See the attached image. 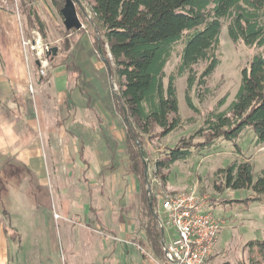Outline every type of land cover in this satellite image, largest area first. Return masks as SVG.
<instances>
[{
  "label": "rangeland",
  "instance_id": "374dc122",
  "mask_svg": "<svg viewBox=\"0 0 264 264\" xmlns=\"http://www.w3.org/2000/svg\"><path fill=\"white\" fill-rule=\"evenodd\" d=\"M73 1L82 23L78 31L66 30L59 7L52 0H34L25 5L27 8L22 5L28 0H11L7 7L15 16L33 76L27 100L22 101L26 103L25 111H2L23 123L15 141L23 142L24 148L33 146L42 154L41 175L16 158H2L0 164V208L8 214L4 223L9 232L13 230L12 239L19 242L16 250L12 248L11 264L25 260L45 264L50 253L54 264H163L146 241L141 183L129 171L127 128L114 105L119 88L106 65L108 58L114 67L112 58L103 52L101 55L94 46L95 40L103 41L104 37L94 27L93 0ZM31 7L45 24L43 44L49 46V58L54 60L44 68L45 74L40 73L42 65L35 52L23 46V40L31 39L24 9ZM33 31L38 30H32L31 35ZM53 49H57L56 55ZM105 50L108 53L107 46ZM181 50L182 45L177 46L166 66V83L177 71ZM259 52L257 48L235 45L224 25L218 51L221 64L209 79L208 92L201 89L199 94L195 88L191 93L195 107L190 109L185 97L188 76L178 77L179 112L174 131L166 138L143 137L142 148L133 144L144 152L153 195L193 194L206 202L204 211L213 214L222 226L213 264L263 262L250 251L248 243L264 240V197L260 199L252 189L220 192L216 187L222 184L217 172L234 162H250L256 182L264 169V144L256 145L252 129L245 130L235 143L217 140L212 148L175 163L166 186L155 178L156 163L167 149L204 128L211 114L228 109L239 90L243 69ZM204 68L201 64L195 69L198 77ZM203 136H196L192 143L204 142ZM81 142L85 147L84 163L78 156ZM17 215L21 218H15Z\"/></svg>",
  "mask_w": 264,
  "mask_h": 264
},
{
  "label": "trees",
  "instance_id": "16d2710c",
  "mask_svg": "<svg viewBox=\"0 0 264 264\" xmlns=\"http://www.w3.org/2000/svg\"><path fill=\"white\" fill-rule=\"evenodd\" d=\"M31 1L34 0L22 7L27 8L25 5ZM52 1L61 12L66 0ZM92 12L95 30L104 37L103 41L95 40L94 46L101 47L104 56L109 54L114 65L112 68L107 58L108 73L119 88L114 94V105L127 128L129 171L141 183L146 241L154 256L166 264L157 202L149 189L143 155L133 144L142 148L143 137L166 138L174 131L179 112L178 77L188 76L185 97L190 109L195 107L191 97L195 88L199 94L201 89L208 92L209 79L221 64L218 51L224 25L235 45L243 44L260 52L243 69L239 90L228 109L211 114L204 128L167 149L156 163L155 178L166 186L175 163L212 148L217 140L235 143L247 129L253 130L257 146L264 144V0H93ZM24 14L28 36L32 30L45 36V24L36 10L24 9ZM179 45L180 63L166 83V66ZM49 61L54 60L50 57ZM201 64L205 68L198 77L195 69ZM199 98L203 101L202 96ZM219 105H224V101ZM201 135L206 140L193 144L194 138ZM217 174L222 179L221 186L216 187L220 192L252 189L257 197H264V169L254 182L253 166L248 161L234 162ZM248 246L264 264V240L249 242Z\"/></svg>",
  "mask_w": 264,
  "mask_h": 264
},
{
  "label": "crops",
  "instance_id": "0c3cea01",
  "mask_svg": "<svg viewBox=\"0 0 264 264\" xmlns=\"http://www.w3.org/2000/svg\"><path fill=\"white\" fill-rule=\"evenodd\" d=\"M10 1L0 0V6H2L0 8V144L3 143L0 145V164L2 158H16L19 162L27 163L28 168L33 173L41 175L39 164L42 154L33 146L30 149L24 148L23 142L19 144L17 140L15 141L14 137L22 131L19 126L23 123L15 115L12 116L10 112L6 114L5 110L2 111V109L13 110L14 108L25 111L26 103L22 101L27 100L29 83L33 76L31 64L27 62L24 56L15 16L7 9ZM68 94L69 90H67V98ZM78 152L79 159L84 163L85 147L83 142H81ZM1 190L2 185L0 183V195ZM0 210V264H11L12 248L15 247L16 250L19 242L16 244L11 237L13 230L9 232L6 228L7 225L4 221L9 219L6 210L2 208ZM15 218L20 219L21 217L17 215ZM49 240L51 242V238ZM43 263H55L52 259V253L46 256ZM14 264H31V261H18Z\"/></svg>",
  "mask_w": 264,
  "mask_h": 264
},
{
  "label": "built area",
  "instance_id": "2783aa9c",
  "mask_svg": "<svg viewBox=\"0 0 264 264\" xmlns=\"http://www.w3.org/2000/svg\"><path fill=\"white\" fill-rule=\"evenodd\" d=\"M30 38L23 40V46L35 52L42 65L40 73L45 74L51 49L43 44L38 31H33ZM154 197L166 264H213V251L222 226L213 214L204 211L206 202L184 193L166 197L154 194Z\"/></svg>",
  "mask_w": 264,
  "mask_h": 264
},
{
  "label": "water",
  "instance_id": "95a60500",
  "mask_svg": "<svg viewBox=\"0 0 264 264\" xmlns=\"http://www.w3.org/2000/svg\"><path fill=\"white\" fill-rule=\"evenodd\" d=\"M64 24L67 31L80 30L82 28L81 20L78 17L75 3L73 0H66L63 9L61 10ZM99 52L102 55V49L99 47ZM53 55H56L57 49L52 50ZM144 156V152H142ZM147 173V171H146Z\"/></svg>",
  "mask_w": 264,
  "mask_h": 264
}]
</instances>
